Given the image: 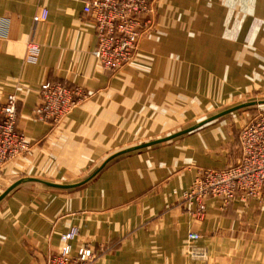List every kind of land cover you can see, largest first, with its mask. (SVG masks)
I'll use <instances>...</instances> for the list:
<instances>
[{
  "label": "crops",
  "instance_id": "crops-1",
  "mask_svg": "<svg viewBox=\"0 0 264 264\" xmlns=\"http://www.w3.org/2000/svg\"><path fill=\"white\" fill-rule=\"evenodd\" d=\"M86 1L0 0V102L16 95V128L29 144L0 166V193L24 177L81 179L115 151L183 123L189 109L230 93L261 96L251 92L264 87V0H156L154 29L115 72L93 56ZM41 8L46 19L34 21ZM29 42L40 48L34 63ZM46 80L87 93L57 124L31 117ZM223 126L119 156L75 190L20 185L0 202V264H43L72 225L73 247L89 244L92 264H264V198H208L201 216L180 198L197 169L236 162L222 154L231 142ZM190 231L207 261L187 254Z\"/></svg>",
  "mask_w": 264,
  "mask_h": 264
},
{
  "label": "built area",
  "instance_id": "built-area-1",
  "mask_svg": "<svg viewBox=\"0 0 264 264\" xmlns=\"http://www.w3.org/2000/svg\"><path fill=\"white\" fill-rule=\"evenodd\" d=\"M156 0H88L83 12L93 21L96 47L93 56L97 63L111 72L118 71L134 58L139 40L155 26ZM47 10L41 8L34 21H44ZM39 46L27 44L26 60L36 62ZM38 102L31 110L36 121L50 124L61 122L87 96L78 86L68 87L58 81H44L37 90ZM17 97L8 94L0 102V166L23 155L29 149L24 135L16 128ZM239 156L235 163L221 168L196 170L190 186L181 194V200L194 215L205 211L206 200L213 198L226 205L236 198L243 202L264 198V109L245 122L238 132ZM79 227L72 225L60 233V246L50 254L45 264H92L94 249L87 243L74 248ZM201 238L190 231L186 236V252L195 260L207 261L208 254L196 245Z\"/></svg>",
  "mask_w": 264,
  "mask_h": 264
},
{
  "label": "water",
  "instance_id": "water-1",
  "mask_svg": "<svg viewBox=\"0 0 264 264\" xmlns=\"http://www.w3.org/2000/svg\"><path fill=\"white\" fill-rule=\"evenodd\" d=\"M251 109H264V97H253L249 99H244L241 101H238L237 103L226 107L222 110H219L209 116L203 117L194 123L190 124L187 127L180 128L178 130H174L170 133H167L163 136H158L149 140H144L139 143H136L134 145H131L129 147L123 148L121 150L115 151L114 153L110 154L108 157H106L103 161H100V163L94 167L86 176L82 177L81 179L71 181V182H55V181H49L44 180L36 177H24L15 180L13 183H11L8 187H6L1 193H0V202L14 189L19 187L22 184L25 183H35L40 184L44 187L54 189V190H61V191H71L78 189L84 185H86L88 182H90L96 175L112 160L115 158L129 154L132 152L144 150L147 148H152L155 146H160L164 144H168L173 142L176 139H179L185 135H189L194 133L195 131H198L206 126H209L213 123H215L218 120H221L227 116L235 115L239 112L248 111ZM45 264V262L43 263Z\"/></svg>",
  "mask_w": 264,
  "mask_h": 264
},
{
  "label": "rangeland",
  "instance_id": "rangeland-1",
  "mask_svg": "<svg viewBox=\"0 0 264 264\" xmlns=\"http://www.w3.org/2000/svg\"><path fill=\"white\" fill-rule=\"evenodd\" d=\"M256 93L261 95V96H257V97H264L263 96L264 87L262 89H258L254 93L251 92V94H256ZM239 96H241V95H239L238 93H230V95H228L227 100H225V101H216V102L210 103V105L207 103L204 106L199 105L198 108L189 109L187 112L188 117L186 119H183L184 120L183 123L178 124L176 127H173L169 131H166V132H164L158 136H163V135L170 133L174 130H178L180 128L187 127L190 124L194 123L195 121H197L203 117L209 116V115H211V114H213L219 110H222L226 107H229V106L238 102ZM259 111H262V110L261 109H251L248 111L239 112V113L235 114L234 116L233 115L227 116L221 120L216 121L215 123H213L209 126H206V127L202 128L198 131H195L192 134L185 135L179 139H176L173 142H179V141L186 142L187 141L186 139L188 137H190L191 135H197V137H199L203 133H207L206 132L207 129L216 126L217 123L220 122L222 125H224L223 127L228 129V133H229V137H230V141H231V142H229L227 147L222 151V154H224V151L226 150V152H227L226 154L230 155L231 157L235 156V157H237L236 159H238V156H239V148H238V132H239V129L245 122H247L251 117H253ZM145 140H149V139H145Z\"/></svg>",
  "mask_w": 264,
  "mask_h": 264
}]
</instances>
